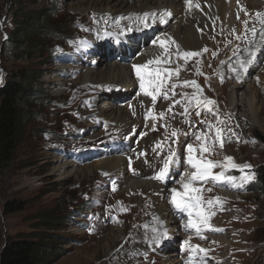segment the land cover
Here are the masks:
<instances>
[{
  "label": "rangeland",
  "instance_id": "obj_1",
  "mask_svg": "<svg viewBox=\"0 0 264 264\" xmlns=\"http://www.w3.org/2000/svg\"><path fill=\"white\" fill-rule=\"evenodd\" d=\"M106 1L109 5L93 4L92 0H0V86L12 73L37 68L43 70L37 82L45 91L30 102V108L39 113L24 128L8 168L0 170V255L6 242L26 238L48 244L49 264H196L200 259L203 261L198 264H264V195L253 185L256 170L264 167V144L255 136L264 135V43H239L238 29L216 34L213 20L202 28L206 35L203 43L186 47L172 35V20L167 18L162 27L159 20L152 24L155 18H146L149 26L143 24L141 36L128 45L135 43L139 49L148 43L152 44L148 47L158 46L161 63L149 64L146 71L160 67L178 70V75L162 72L164 83L156 101L148 96V103L141 97L134 71L136 94L128 97L133 86L129 95L121 97L101 88L106 84L88 80V73H104L120 60L115 43L111 42V47L103 42L110 40V29L116 27V33H123L132 28L120 22L134 17L131 10H135L137 0L127 4ZM240 1L238 23L230 29L239 27L249 6L250 12L264 7V0ZM245 2L247 7H243ZM16 3L22 6V15L31 18L30 26L39 24L42 11L47 13L43 21L46 34L37 38L34 48L30 40L9 43ZM121 8V13L114 12ZM263 30L264 23L257 34ZM99 32H104V37H99ZM161 40L168 47L171 44L168 50L174 47L172 41L179 47L169 56L160 46ZM185 52L200 54L185 59ZM246 59L252 62L245 71L240 62ZM133 60L126 64L133 66ZM196 86L202 90L198 98L211 99L212 105L196 104ZM247 94L251 102L243 98ZM134 95L141 97V110L160 103L157 114L145 121L140 108L132 104ZM24 104L28 106L26 101ZM115 109L131 117L126 127L108 117ZM185 109L187 115H182ZM217 128L224 130L223 147L218 140L212 143ZM173 130L177 137H171ZM200 134L207 140L197 141ZM202 143L210 146L209 153L199 151ZM187 144L193 145L197 158L226 164L225 157L230 156L238 165H251L255 177L242 183L240 170L215 167L214 174L223 171L237 177L235 184L194 182L192 187L201 189V207L211 213L199 233L186 227L188 212L178 211L171 203V190L176 189L179 199L185 192V178L195 171L187 163ZM169 149L176 154L175 161L164 180L155 179L171 154ZM115 158L122 160V166L104 165V160ZM135 179L142 180L139 189L130 187ZM217 198L220 204H207ZM10 200L23 202L25 207L7 213L4 208ZM163 202L167 204L163 208L166 219L160 209ZM192 212L195 221L196 210ZM155 216L165 220L158 239L152 241L145 225ZM213 226L222 230L213 231ZM188 237L193 239V247L185 244ZM219 237L228 245L211 248L209 244H217ZM196 246L206 251L200 252Z\"/></svg>",
  "mask_w": 264,
  "mask_h": 264
},
{
  "label": "bare ground",
  "instance_id": "obj_2",
  "mask_svg": "<svg viewBox=\"0 0 264 264\" xmlns=\"http://www.w3.org/2000/svg\"><path fill=\"white\" fill-rule=\"evenodd\" d=\"M227 1H229V3H226ZM246 1L248 3H250V0H246ZM92 2H93V4L104 3V4L109 5V2H107L106 0H92ZM130 2H131V0H121L120 4H127ZM136 2H137V6H136L135 10H131L132 11L131 14L134 17L132 19L126 17L127 21H125V22L121 21L120 22V25L132 27V28L130 30H128L127 32L125 31L123 33H120V32L116 33V30H117L116 27L113 30L110 29L109 35L107 36L110 40L103 42V44L111 46V47H112L111 42L115 43L113 46H116L114 48L116 49V53H117L118 57L120 58V60L116 62L115 66L112 69L106 70L104 73H102L100 71H96V70L89 71V73H88V77H89L88 80L93 81V82L99 81L100 85L106 84L105 86H103L101 88L102 89L108 88L110 90V92L111 91L113 92L114 95H118V96L122 97V94H123L124 96L125 95L127 96L130 94V89L133 86H134V89L132 90L131 94L128 97H131L134 93L136 94V90H135L136 83H135V85H133V79H132L133 73L135 70L133 69V67L131 65L132 63L126 64V62H128L132 58H134L133 64L143 65V62L147 63L150 60L155 61L157 56H160V54H161V49H159L158 46L148 47V45H152L149 43L146 45V47L144 49L137 48L136 47L137 44H135V43H133V46L128 45L131 42H133L134 40H137L138 37L141 36V33L143 32V24L145 22L147 23V21H145L146 18H147V20H148V18H151V19H152V17L155 18L152 20V24L156 22L155 20L161 21L162 18L165 21L167 18L172 20L171 21L172 35L175 36L177 38V40H179L181 43H183L186 47H195L196 45L200 46L206 38V35L201 33L202 28L205 29V27L208 26L213 20H216L214 22L215 27H216V31H215L216 34L220 33V32L222 33L223 29L224 30H230V32L238 29V31H239L238 34L241 35V37L239 38V43L242 44V42H247L248 45L254 44V43H260V45H261L262 43H264V30L261 33L258 32L259 34H257L258 27L260 29V26L262 25V23H264V7L258 8L255 11L250 12L251 7L249 6V8H247L246 11H243L245 18L242 20V22L240 24H238L239 27L230 29L231 27H233V25L238 23V22H236V15H237L236 12L238 11V9L240 7V4H241L240 2H242L240 0H239V2H237V0H226V1L225 0H194V4L192 7H189L188 5H186L185 0H137ZM247 2H245L243 7L245 5H246V7L248 6ZM196 3H198L200 5L199 8H196L194 6ZM104 8H100L101 11L104 10ZM123 10H124L123 8L116 9V10H114V12L121 13ZM165 10L170 11L171 15L170 16L164 15ZM125 11L130 12L127 10H125ZM180 12H182L181 16H180ZM145 13H149L150 15L145 18V16H144ZM227 14L229 16H231L228 18V20L226 19ZM245 21L247 22V28L245 26ZM158 24H159V26H162V27L165 25L164 23H161V22H158ZM135 25H137V27H138L137 30L136 29L133 30V27ZM136 31H138V32H136ZM98 35H99V37H104L105 34H104V32H99ZM220 35H222V34H220ZM252 37H255V38H252ZM158 38H160V37H158ZM169 45L170 46L168 48L171 47V44H169ZM176 48H177V44L175 42L174 47L172 49L168 50V53H170V55H172V51ZM100 53H101V50H100ZM106 54H112V53L107 51ZM105 58H107V56ZM95 62L97 63V60H95ZM146 87H148V86H146ZM139 91H140L142 99L145 102L149 103L150 99H149L148 95H145L143 92H141V90H139ZM141 97L138 95H134V97H133L134 100H133L132 104L134 102L137 106L139 104H141ZM241 97H243V96H241ZM243 98H245V101L251 102L250 101L251 98L248 96V94L245 95V97H243ZM159 106H160V103L156 104L151 109H148L149 107L147 106L144 110H141L140 106H138V107L140 108V111L143 112V116H144V119L146 121V119L149 117V115L154 116L155 114H157L156 112H157V109L159 108ZM115 110L116 111L112 112L108 117H110V119L114 120L115 122H118L121 127H126L125 125L129 123L131 117L129 115H127L125 113V111L122 109H115ZM146 116H147V118H146ZM134 118H135V116H134ZM103 163L106 167H109V168L122 166L121 165L122 160L120 158L104 160ZM177 169L181 170V167H177ZM141 181L142 180H138V179L132 180L131 181L132 184L130 187L132 189H139V187L142 186ZM146 184H150V183H146ZM220 203H218V204H220ZM164 207H167V204H165V202H163V205L160 207L161 213L165 218V213H166L165 211L166 210L163 209ZM220 209L225 211V209H223V208H220ZM164 220H163L162 216H159V217L155 216V217H153V221H149L146 223L145 229L147 230L148 234L151 235L150 238L152 241L158 239V237H159L158 230H160L162 228V224H163ZM167 224H170V222L169 223L167 222ZM180 226H182V225H180ZM212 229H219V228L216 226L215 227L213 226ZM213 231H216V230H213ZM161 234L163 235V233H161ZM161 234H160V238L162 237ZM191 240H193V239L190 237L186 238V241H188V244H190L192 246L193 241H191ZM194 240H196V239H194ZM221 240H222V242H221ZM190 241H191V243H190ZM216 241H217V244H215V245L209 244V246H212L211 248H215L219 244L228 245L227 243H224V242H228V241L223 237H219L218 239H216ZM200 247H201V245H200ZM203 249H205V248L203 247ZM204 258L206 259V257H204ZM211 259H213V257H211ZM202 261H203V259H200L199 261L196 262V264H198ZM220 261H222V260H220Z\"/></svg>",
  "mask_w": 264,
  "mask_h": 264
},
{
  "label": "trees",
  "instance_id": "obj_3",
  "mask_svg": "<svg viewBox=\"0 0 264 264\" xmlns=\"http://www.w3.org/2000/svg\"><path fill=\"white\" fill-rule=\"evenodd\" d=\"M15 27L10 34L9 43L20 44L23 40H30L32 48L37 44V38L46 34L45 25L47 13H40L39 24L29 23L31 18L22 15V6L16 3ZM22 20H19L20 17ZM33 21V20H32ZM36 30V31H35ZM35 32L36 36L32 35ZM33 37V38H32ZM32 38V39H31ZM29 44V43H28ZM43 70L28 68L12 73L8 80L0 86V170L8 168L14 159V153L21 141V134L26 125L34 119V109L30 108V102L37 101L45 93L38 80ZM28 103V106L24 104ZM257 139L264 144V135L255 133ZM74 158V156H73ZM254 189H258L264 195V167L256 170V179L253 182ZM25 204L16 200H10L5 204L7 213L23 209ZM48 244L38 239L17 238L8 241L4 245L0 264H49L46 258Z\"/></svg>",
  "mask_w": 264,
  "mask_h": 264
},
{
  "label": "snow or ice",
  "instance_id": "obj_4",
  "mask_svg": "<svg viewBox=\"0 0 264 264\" xmlns=\"http://www.w3.org/2000/svg\"><path fill=\"white\" fill-rule=\"evenodd\" d=\"M237 2H239V0H237ZM185 4L188 5L189 7H192L194 4V0H185ZM196 8H199L200 5L198 3H196L194 5ZM150 14L149 13H145L144 16L145 18L148 17ZM164 15H171L170 11L165 10ZM161 23H166V21L162 18ZM149 25L145 22L144 23V27H148ZM245 26L247 28V22L245 21ZM172 43H175L174 41H172ZM153 44H156V41H153ZM160 46L164 49L165 53H168V46L165 44V42L163 40L160 41ZM179 46H177L178 48ZM206 51V49H205ZM200 53L197 52H185L183 53V56L185 59H187L188 57L191 56H197ZM215 55V53H214ZM255 53L251 52L250 56L254 57ZM170 56V53H169ZM251 59L247 60V61H241L240 62V68L244 69L245 71L247 70V66L249 64H251ZM156 63L157 65H159L161 63V58L157 57L155 59V61H148L147 64L144 65H136L134 64L132 67L135 70V74L137 76V78L139 79L140 82V90L141 92H143L145 95L151 96L153 103H155L156 101V93L160 91V86L164 83L163 79H162V72L167 73L168 76H172V75H178V70H176L175 72L173 71H169L167 69H161L160 67H157L156 69H154L152 72H148L146 71V69L148 68L149 64H153ZM235 70V69H234ZM192 85H196V82L193 81L191 82ZM148 85V87H146L145 85ZM185 85H188L189 82L188 81H184ZM173 87H176V85H173ZM151 89V90H149ZM202 93V90L196 86V93H194V96L197 97L196 99V104L198 106L200 105H212L214 103V101H212L211 99H200L198 98L199 95ZM162 95L164 96L165 99L168 98L167 93H162ZM176 103V102H174ZM182 115H187V109H185L184 113H181ZM161 117H163V113L160 114ZM147 118V116H146ZM211 124H209V128H211ZM223 129L221 128H217L215 129L216 132V138L215 140H213V144L218 140L220 142V146L223 147V143H224V136H223ZM233 136L235 135L234 132L231 133ZM143 135V133L141 134ZM171 137H177V131L173 130L171 133ZM197 141H201V140H207V137L204 134H200L197 135ZM237 140H239V137H236ZM157 147H161V145H157ZM187 149V163L191 166L192 169H195V171H193L191 173L190 177H186V181L185 183H183V187L185 189V192L181 194V197L178 199L177 196L175 195L176 193V189H172V193L173 196L171 197V203L174 205V207L178 210V211H187L188 215H189V222L186 225V227L188 228H192L195 229L198 233L201 231L202 226L206 225L209 219V216L211 215L210 212H206L202 207V197L199 195V193L201 192V189L199 188H194L192 187L193 183L196 181H214V182H227V183H231V184H235V181L237 179V177L235 176H226L225 173L223 171H221L218 174H214L212 172V169L215 167H222V168H232V169H238L242 172V175L240 177V180L242 181V183H250L252 182V180L255 178L254 177V172H252V168L251 165L245 164V165H238L236 163H234L233 157H225V161L227 162L226 164H218L217 162L213 161V160H208V159H204L203 157L201 158H197L195 155H193L194 152V148L192 144H187L186 146ZM170 151V155L165 159L163 167L160 169V171L158 172V174L154 177L155 179L158 180H164L166 178L167 172L169 170L170 164L172 162L175 161V157L176 154L174 152H172L171 149H169ZM199 151L201 153H209L210 152V146L206 143H202L199 147ZM248 173H252L251 175H249ZM113 190H115V183L113 182ZM210 191V189H209ZM219 202V198L216 199V201L213 200H208L207 204L208 205H212L213 203H218ZM195 209V215H196V220L193 221L191 219L193 212L192 210ZM212 230H216V231H221L222 229H212ZM188 242L185 241V244H187ZM196 250L200 251V252H204L206 251L205 249H201L199 248V246H196Z\"/></svg>",
  "mask_w": 264,
  "mask_h": 264
}]
</instances>
